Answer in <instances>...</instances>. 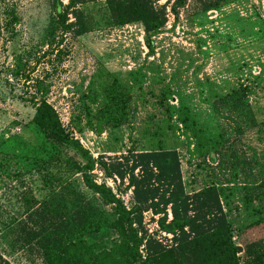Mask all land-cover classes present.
I'll use <instances>...</instances> for the list:
<instances>
[{
	"label": "rangeland",
	"instance_id": "rangeland-1",
	"mask_svg": "<svg viewBox=\"0 0 264 264\" xmlns=\"http://www.w3.org/2000/svg\"><path fill=\"white\" fill-rule=\"evenodd\" d=\"M184 1L153 0L164 25L151 51L141 24H113L101 0L62 14L65 25L81 14V35L55 14L69 0H0V264H44L47 242L63 250L73 193L110 228L113 208L84 186L83 166L129 210L119 165L160 150L176 152L186 195L216 188L239 264L264 257V0ZM41 102L74 144L36 126ZM156 220L133 225L142 257L171 245ZM121 239L97 237L108 250Z\"/></svg>",
	"mask_w": 264,
	"mask_h": 264
},
{
	"label": "trees",
	"instance_id": "trees-1",
	"mask_svg": "<svg viewBox=\"0 0 264 264\" xmlns=\"http://www.w3.org/2000/svg\"><path fill=\"white\" fill-rule=\"evenodd\" d=\"M89 1L94 0H69L64 9L61 6L55 9L65 30L75 28L76 35L86 32L81 14L73 12L75 20L69 25H65L62 14L65 15L68 10L74 11L75 6ZM101 1L113 24H141L145 44L152 51L150 37L157 34L164 25L163 14L155 8L153 0ZM176 3V7H182L185 1L177 0ZM34 122L49 140L60 144H74L65 135L57 114L46 102L35 107ZM128 156L125 158L126 170L119 165L121 172L118 177L124 180L125 175L127 176L128 188L132 189L133 206L127 210L109 188L91 179L89 172L94 163L90 160L82 168V182L88 190L99 195L113 208L116 220L110 228L103 226L96 210L77 193L71 194L67 208L69 218L65 228L66 247L55 251L49 248L50 243L47 242L43 253L44 264H99L100 256L112 260L114 254L121 251H124L120 256L122 262L118 264H239V251L232 240L233 228L219 205L215 187H207L193 196L186 195L175 151L160 150L139 154L129 152ZM144 212L157 217L159 231L171 237L170 246L163 248L158 245L157 252H151L146 257H142L139 252L146 236L140 235L137 228L133 227L141 222ZM103 229L123 238V242L116 245L111 241L110 250L104 243L98 244L97 237ZM262 258L264 257L255 256L254 261L264 264Z\"/></svg>",
	"mask_w": 264,
	"mask_h": 264
}]
</instances>
